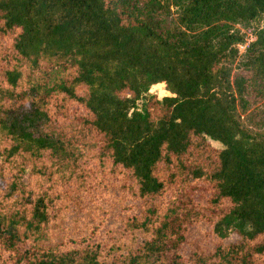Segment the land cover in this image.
<instances>
[{"label": "trees", "instance_id": "obj_1", "mask_svg": "<svg viewBox=\"0 0 264 264\" xmlns=\"http://www.w3.org/2000/svg\"><path fill=\"white\" fill-rule=\"evenodd\" d=\"M206 12L217 34L174 43L136 0H0V264H264L243 121L264 30L235 73L220 24L257 27L264 0H189L178 23Z\"/></svg>", "mask_w": 264, "mask_h": 264}, {"label": "rangeland", "instance_id": "obj_2", "mask_svg": "<svg viewBox=\"0 0 264 264\" xmlns=\"http://www.w3.org/2000/svg\"><path fill=\"white\" fill-rule=\"evenodd\" d=\"M188 1L189 0H136L141 14L148 17L156 29L159 30L164 37L174 43L175 41L179 42L182 40V35L178 32L180 30L188 36H195L204 32H211L212 25L217 24V22L214 21L215 17L209 15V12H206L205 14L209 18L208 22L204 23L203 19L197 18L195 19V23H193L196 25H192V30L183 28L178 23V18ZM221 22L222 23L220 24L225 23L227 25L229 32L237 33L243 37V42L237 44L241 47H237V58L233 60L231 67L232 72H242L244 74L245 71L241 69V56L248 44L255 39V33L259 32V30H264V18H261L257 27L253 25L248 26L245 23H230L228 21ZM211 33L212 35L217 34V32ZM260 89H262V87L259 79L251 78L246 96L248 101L251 103L253 102V104L249 107L246 114L243 115V121L244 125L249 130L264 135V95L259 101H255V98L257 97L255 95V90L257 91ZM150 90L157 94L158 97L167 95L162 84H157L151 87ZM210 143L213 146H217L216 142L211 141ZM234 239H236V236H229V238L225 239V242Z\"/></svg>", "mask_w": 264, "mask_h": 264}, {"label": "built area", "instance_id": "obj_3", "mask_svg": "<svg viewBox=\"0 0 264 264\" xmlns=\"http://www.w3.org/2000/svg\"><path fill=\"white\" fill-rule=\"evenodd\" d=\"M237 47H241V46L237 45Z\"/></svg>", "mask_w": 264, "mask_h": 264}]
</instances>
